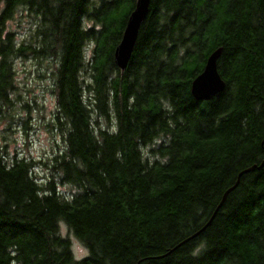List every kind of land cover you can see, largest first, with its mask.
I'll return each mask as SVG.
<instances>
[{
  "label": "trees",
  "instance_id": "1",
  "mask_svg": "<svg viewBox=\"0 0 264 264\" xmlns=\"http://www.w3.org/2000/svg\"><path fill=\"white\" fill-rule=\"evenodd\" d=\"M134 3L0 0V111L13 61L45 63L62 141L44 183L38 162L0 144V264H264V0H150L120 71ZM219 47L225 88L195 101L190 84Z\"/></svg>",
  "mask_w": 264,
  "mask_h": 264
},
{
  "label": "rangeland",
  "instance_id": "2",
  "mask_svg": "<svg viewBox=\"0 0 264 264\" xmlns=\"http://www.w3.org/2000/svg\"><path fill=\"white\" fill-rule=\"evenodd\" d=\"M10 27L19 42L30 32L31 22L22 15L11 22ZM89 51L90 47L86 50L87 56ZM45 65L30 58L13 61L16 91L12 94V110L0 111V144L5 145L10 158L15 156L38 162L33 171L41 183L49 179L46 161L62 149V141L54 123L56 97L53 79ZM143 151L147 154L146 149ZM57 188L67 197L72 191L65 184L58 183ZM59 232L62 237L70 239L75 259L87 255V250L73 237L65 223H59Z\"/></svg>",
  "mask_w": 264,
  "mask_h": 264
},
{
  "label": "water",
  "instance_id": "3",
  "mask_svg": "<svg viewBox=\"0 0 264 264\" xmlns=\"http://www.w3.org/2000/svg\"><path fill=\"white\" fill-rule=\"evenodd\" d=\"M149 6L150 0H135L133 9L127 17L121 39L113 51V62L120 71H124L128 66L136 45L140 26L149 12ZM221 52L222 48L219 47L210 53L205 60L202 71L192 80L189 91L195 101H209L224 90L226 83L217 69V61ZM263 165L264 161L260 164V167ZM253 168L254 166L249 169L252 170ZM229 191L230 189L224 193L218 207Z\"/></svg>",
  "mask_w": 264,
  "mask_h": 264
}]
</instances>
